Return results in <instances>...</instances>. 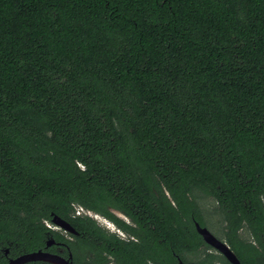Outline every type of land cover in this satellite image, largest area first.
I'll return each instance as SVG.
<instances>
[{
    "label": "trees",
    "instance_id": "obj_1",
    "mask_svg": "<svg viewBox=\"0 0 264 264\" xmlns=\"http://www.w3.org/2000/svg\"><path fill=\"white\" fill-rule=\"evenodd\" d=\"M202 195L258 264L264 0H0V264L63 235L55 214L93 251L80 208L136 236L118 264H176L204 244Z\"/></svg>",
    "mask_w": 264,
    "mask_h": 264
},
{
    "label": "flooded vegetation",
    "instance_id": "obj_2",
    "mask_svg": "<svg viewBox=\"0 0 264 264\" xmlns=\"http://www.w3.org/2000/svg\"><path fill=\"white\" fill-rule=\"evenodd\" d=\"M120 212L122 213L121 216L115 213L117 217L119 216L120 218L124 219L128 223H132V220L129 216H127L122 211ZM84 213L95 218L100 229L101 230L103 229L106 232V234L100 233L96 235L95 248L93 251L88 249V241H89L88 235L86 234L80 235L77 229H76V232L68 231L52 222L51 224H49L50 227L54 228L56 231L62 232L63 235H59L57 239V237L53 233L48 232V234H46L45 245L43 247H40L37 250L22 253L20 255H15V256L10 255L11 250L9 246L4 251V258L7 261L6 264H8L12 259L18 258L24 254L39 251V250H41L43 253H49L51 255L58 256L63 261L62 264H118L116 253L119 249L120 241L122 240V241L129 242V241H132V239H137L136 236L131 234V232L128 233L127 231H125L122 227L118 225V223L115 220L111 219L110 217H108L107 215L101 212L99 213L92 212V211L85 210V209L83 210V208H80L76 211V215H83ZM209 215L211 216V219H208L206 215L207 226L202 225L198 220L193 218L196 230H197V225H196L197 222H199L201 226L207 227L209 230L210 228L208 227L209 225L208 223H211V224L213 223L215 225V219H213L214 217L213 209H211V211L209 212ZM223 227L224 225H222L220 229L222 234H223ZM244 232H246V229L245 228L241 229L240 233L242 237L247 238L249 241H252L254 244H256V242L253 240V236L247 232L248 237H245L243 235ZM215 236L219 238V236L221 235L218 236L215 234ZM221 237L219 239L227 243L231 247L229 242L225 240L226 238L224 237V234H223L224 238L221 239ZM203 240H204V244L200 246L199 250L195 251V253L186 255L187 260L182 259L179 255L176 254V264H180V261L197 263V264H208L209 260L207 262V253L211 252L214 247L210 245L209 243H207L204 238ZM78 248L79 250L77 251ZM231 249L237 255L240 262L244 264L239 254L232 247ZM254 256L255 258H257L258 264H264V254H260V255L256 254ZM224 258L226 259V261L221 262V264H233L225 255H224ZM151 263L154 264L153 262ZM23 264H56V263H53L51 261L44 260V259H33ZM212 264H219V262H217L216 260H213Z\"/></svg>",
    "mask_w": 264,
    "mask_h": 264
},
{
    "label": "water",
    "instance_id": "obj_3",
    "mask_svg": "<svg viewBox=\"0 0 264 264\" xmlns=\"http://www.w3.org/2000/svg\"><path fill=\"white\" fill-rule=\"evenodd\" d=\"M114 212L117 213L119 216L122 215V213L118 210H114ZM52 222L68 231L76 232V229L71 225L70 222H68L66 219L62 218L61 216L57 214L53 216ZM196 225H197L198 232L203 236V238L205 239L207 243H209L215 249H217L222 254H224L233 264H242L239 258L237 257V255L234 253V251L231 249V247L227 243L220 240L207 227L201 226L199 222H197ZM33 259H44V260H48L56 264L63 263V261L58 256L51 255L49 253H43L41 250H39V251L24 254L18 258L12 259L8 264H23ZM180 264H197V263L180 261Z\"/></svg>",
    "mask_w": 264,
    "mask_h": 264
},
{
    "label": "rangeland",
    "instance_id": "obj_4",
    "mask_svg": "<svg viewBox=\"0 0 264 264\" xmlns=\"http://www.w3.org/2000/svg\"><path fill=\"white\" fill-rule=\"evenodd\" d=\"M201 205L204 208L207 218L211 219V216L209 215V212L211 211V209H213V207H216V203L214 202V200L210 197H206L202 195V201H201ZM221 217V216H220ZM213 219H215V225L212 223H208V227L210 228V230L216 234V235H221L219 236V238L221 237V239H223V234L221 232V226L223 225V222L220 221L222 219V217L219 219L218 216H214ZM220 227V228H219ZM245 237H248V233L244 232L243 234Z\"/></svg>",
    "mask_w": 264,
    "mask_h": 264
}]
</instances>
